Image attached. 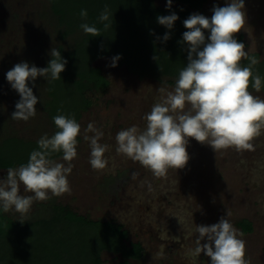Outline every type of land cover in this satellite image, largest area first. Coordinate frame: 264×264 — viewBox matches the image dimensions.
Instances as JSON below:
<instances>
[{"label": "rangeland", "instance_id": "obj_1", "mask_svg": "<svg viewBox=\"0 0 264 264\" xmlns=\"http://www.w3.org/2000/svg\"><path fill=\"white\" fill-rule=\"evenodd\" d=\"M230 2L209 0L202 10L193 13L211 19L214 6L224 7ZM156 3L167 7V0ZM176 5L178 2L172 0L171 6ZM244 5L246 23L237 34L245 35L248 53L259 52L264 58V0H244ZM60 30L50 0H0V141L6 136L39 140L45 134L49 137L54 134L53 122L45 108L48 80L38 76L34 87L29 81L38 103L35 117L25 122L11 118L20 96L7 81L6 73L21 62L45 68L53 48L60 45L71 48L75 36L63 40ZM205 34L210 33L206 30ZM112 58L106 56L95 62L108 85L92 86L86 91L91 104L78 122L81 125L78 155L71 162L74 167L68 176L71 191L34 202L24 217L14 211L6 214L16 220L33 221L50 215L52 204H61L93 219L122 223L130 230L131 239L141 241L145 247L143 259L133 264H193L186 253L195 247L194 224L210 226L223 216L242 232L238 222L249 219L254 231L242 232L241 237L246 241V259L251 264H264V132L253 138L250 150L233 147L214 151L211 146L190 138L186 166L178 170L170 168L165 175L156 176L139 162L118 153L115 136L133 125L143 129L146 126L143 117L160 96L158 89L172 90L175 83L141 79L118 61L116 67H111ZM249 91L264 99L263 91ZM89 123L103 133L99 143L109 145L104 170H94L89 163L91 149L89 141L83 138ZM54 160L67 165L62 156ZM6 176L7 169L0 168V179ZM21 194L33 195L25 192L23 185ZM79 241L78 238L76 244ZM161 249L164 255L158 257ZM102 258L110 264L119 261L109 251H103ZM196 264H211V260L202 253Z\"/></svg>", "mask_w": 264, "mask_h": 264}, {"label": "clouds", "instance_id": "obj_2", "mask_svg": "<svg viewBox=\"0 0 264 264\" xmlns=\"http://www.w3.org/2000/svg\"><path fill=\"white\" fill-rule=\"evenodd\" d=\"M172 0H167L170 9ZM244 0H231L224 7L214 6L211 19L202 14H192L183 21L187 29L183 41L188 46L187 64L179 72V78L172 90L160 87V96L150 112L143 119L146 126L136 125L116 133V151L139 162L156 176H163L170 168L183 169L189 161L187 146L189 139L207 144L215 150L235 148L250 150L254 137L264 132V99L249 91L251 86L260 92L262 78L255 72L259 60L249 56L245 45L234 38L246 23ZM87 10L82 9L81 18H86ZM178 16H158L160 25L172 29ZM107 29L111 25L110 10L105 6L99 16ZM85 34L99 36V29L82 23ZM210 35L206 38L205 31ZM170 38L165 33L163 40ZM52 59L45 68H38L27 62L17 63L6 73L12 89L19 93L16 110L12 119L27 122L35 117L38 98L28 86L38 76L47 80L61 79L67 60L60 51L53 48ZM119 55L112 58L111 67L117 66ZM248 60L247 66L241 61ZM161 70V69H160ZM58 131L52 136L43 135L38 148L30 153L26 164L8 168L7 176L0 179V210L4 213L14 211L26 216L34 202L47 201L53 196L60 197L71 191L68 176L74 165L71 163L78 155L77 137L81 135V125L74 116L57 115L53 117ZM84 140L89 141V163L94 170H104L108 165L105 153L109 145L99 143L102 132L89 123L84 130ZM88 132L95 135L88 136ZM62 153L60 163L51 157ZM24 191L33 195H22ZM180 223V221H179ZM195 247L188 249L186 255L193 264L203 253L211 264H251L246 259V241L243 233L236 229L226 217L210 226L194 224ZM198 234V235H196ZM206 240V243H201ZM164 255L163 249L157 253Z\"/></svg>", "mask_w": 264, "mask_h": 264}, {"label": "trees", "instance_id": "obj_3", "mask_svg": "<svg viewBox=\"0 0 264 264\" xmlns=\"http://www.w3.org/2000/svg\"><path fill=\"white\" fill-rule=\"evenodd\" d=\"M157 0H50L58 17L61 39L75 36L71 48L60 45L57 50L67 60L61 79L48 80L46 111L56 128L53 117L74 116L79 122L91 100L86 91L92 86L106 87L108 79L95 62L103 57L119 55L120 66L141 79L153 78L174 84L179 72L186 67L188 46L183 41L187 31L183 21L202 10L209 0H174L178 5L162 7ZM105 6L110 10L109 28H104L99 16ZM87 17L81 18V10ZM175 13L179 18L172 29L158 23V16ZM82 23L99 29V36L85 34ZM170 38L165 42L163 37ZM210 34H205L206 38ZM246 46L243 33L234 36ZM259 60L254 71L262 78L264 92V58L259 52H250ZM52 57L50 58V60ZM49 60V61H50ZM248 60L241 65L247 66ZM161 69V70H160ZM249 90H254L251 86ZM54 132V133H55ZM79 139V137H77ZM38 140L6 136L0 141V168H17L26 164L30 153L38 148ZM62 153L51 157L56 159ZM50 215L33 221L16 220L0 210V264H110L102 258L103 251L115 254L117 264H133L143 259L145 247L131 239L124 224L110 219H93L67 205L52 204ZM243 233L254 231L253 222H238ZM79 238V242L78 241Z\"/></svg>", "mask_w": 264, "mask_h": 264}]
</instances>
